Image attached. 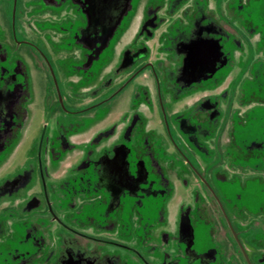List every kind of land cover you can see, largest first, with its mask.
I'll return each mask as SVG.
<instances>
[{
    "label": "flooded vegetation",
    "instance_id": "1",
    "mask_svg": "<svg viewBox=\"0 0 264 264\" xmlns=\"http://www.w3.org/2000/svg\"><path fill=\"white\" fill-rule=\"evenodd\" d=\"M0 264H264V0H0Z\"/></svg>",
    "mask_w": 264,
    "mask_h": 264
}]
</instances>
